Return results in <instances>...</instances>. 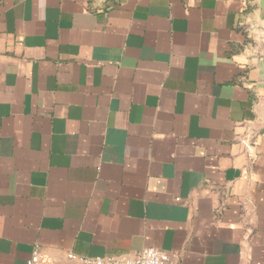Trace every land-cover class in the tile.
Segmentation results:
<instances>
[{
	"label": "crops",
	"instance_id": "crops-1",
	"mask_svg": "<svg viewBox=\"0 0 264 264\" xmlns=\"http://www.w3.org/2000/svg\"><path fill=\"white\" fill-rule=\"evenodd\" d=\"M146 248L264 264V0H0V264Z\"/></svg>",
	"mask_w": 264,
	"mask_h": 264
},
{
	"label": "built area",
	"instance_id": "built-area-1",
	"mask_svg": "<svg viewBox=\"0 0 264 264\" xmlns=\"http://www.w3.org/2000/svg\"><path fill=\"white\" fill-rule=\"evenodd\" d=\"M240 143L247 154L252 153L253 141L246 138H239ZM70 260H75L73 256L68 257ZM82 264H172L170 255L164 251L154 248H146L132 257H107V258H85L80 259ZM25 264H48L41 256L40 251L35 249L30 258Z\"/></svg>",
	"mask_w": 264,
	"mask_h": 264
}]
</instances>
